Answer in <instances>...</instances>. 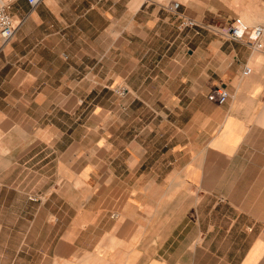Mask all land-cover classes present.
Segmentation results:
<instances>
[{"label":"crops","instance_id":"0c3cea01","mask_svg":"<svg viewBox=\"0 0 264 264\" xmlns=\"http://www.w3.org/2000/svg\"><path fill=\"white\" fill-rule=\"evenodd\" d=\"M58 1L96 7L107 42L53 45L39 28L66 16L15 7L0 264H264V47L227 36L240 15L264 26V0Z\"/></svg>","mask_w":264,"mask_h":264},{"label":"rangeland","instance_id":"374dc122","mask_svg":"<svg viewBox=\"0 0 264 264\" xmlns=\"http://www.w3.org/2000/svg\"><path fill=\"white\" fill-rule=\"evenodd\" d=\"M47 5V6H46ZM21 8L26 14L31 13L32 9L27 3L23 0H18L14 5V8ZM42 8V13L48 15L50 19H54L58 13L66 16V25L59 23H54L50 27H40L41 32L54 33L51 35V44L63 45V41L67 43L69 49H79V47L95 49V51L101 52L106 46L105 31L107 30V21H105L101 15L97 14V8H92L89 6L84 7V9L77 8L73 10V6H65V3L58 0H51V3L46 4L41 2L38 6V9ZM71 12H74L79 17L75 22L70 20L72 17ZM74 15V14H73ZM240 19L245 21L247 24L251 25L250 21L246 20L242 15L239 16ZM70 20V21H67ZM86 19V21H82ZM65 25V26H63ZM64 36V38H63ZM44 44H47L45 39L43 40ZM40 200V199H39Z\"/></svg>","mask_w":264,"mask_h":264},{"label":"built area","instance_id":"2783aa9c","mask_svg":"<svg viewBox=\"0 0 264 264\" xmlns=\"http://www.w3.org/2000/svg\"><path fill=\"white\" fill-rule=\"evenodd\" d=\"M18 0H0V47L6 45L14 36L17 28L22 23L11 10ZM34 10L43 0H23ZM179 6L178 1L171 2L167 8L173 12L180 20V29L199 27L194 18L179 14L176 10ZM15 9V8H14ZM227 36L230 39L247 43L256 50H262L264 47V26L249 25L239 17L233 18L228 26ZM121 92V89H118ZM230 97L226 86L216 85L208 94V99L217 105L225 103ZM31 200H39L38 197H29Z\"/></svg>","mask_w":264,"mask_h":264},{"label":"bare ground","instance_id":"6f19581e","mask_svg":"<svg viewBox=\"0 0 264 264\" xmlns=\"http://www.w3.org/2000/svg\"><path fill=\"white\" fill-rule=\"evenodd\" d=\"M44 1V3H47V4H49V3H51V0H43ZM135 1V0H134ZM37 11V10H36ZM31 13H35V10L33 11L32 10V12Z\"/></svg>","mask_w":264,"mask_h":264}]
</instances>
